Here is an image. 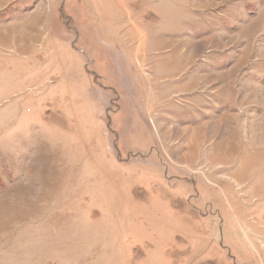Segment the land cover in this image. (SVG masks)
I'll return each instance as SVG.
<instances>
[{"label":"rangeland","instance_id":"374dc122","mask_svg":"<svg viewBox=\"0 0 264 264\" xmlns=\"http://www.w3.org/2000/svg\"><path fill=\"white\" fill-rule=\"evenodd\" d=\"M0 264H264V0H0Z\"/></svg>","mask_w":264,"mask_h":264},{"label":"crops","instance_id":"0c3cea01","mask_svg":"<svg viewBox=\"0 0 264 264\" xmlns=\"http://www.w3.org/2000/svg\"><path fill=\"white\" fill-rule=\"evenodd\" d=\"M186 57H188L189 58V56H186ZM175 64H178L179 65V63H177V61L175 60Z\"/></svg>","mask_w":264,"mask_h":264}]
</instances>
